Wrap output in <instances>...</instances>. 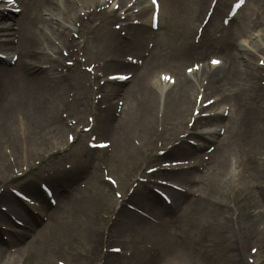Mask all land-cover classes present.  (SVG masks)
Here are the masks:
<instances>
[{
    "label": "rangeland",
    "instance_id": "rangeland-1",
    "mask_svg": "<svg viewBox=\"0 0 264 264\" xmlns=\"http://www.w3.org/2000/svg\"><path fill=\"white\" fill-rule=\"evenodd\" d=\"M15 1L21 12L13 15L19 19L27 0ZM54 1L58 6L49 3L50 0H41L42 7L39 12L41 18H53L69 23L61 27L54 26L58 33L64 34L65 46L62 45L61 38L53 36L55 30L52 26L35 20L33 27L36 32L44 30L50 36V41L43 36L45 52L51 54L44 57L52 61V57L57 58L59 62L54 61L56 69L64 70L66 60L73 62V66L64 74L69 75L72 81H77L78 87H82L83 105H79V90L68 89V93H65L63 85L54 112L45 115L44 111L36 109L25 111L13 108L7 118L2 117L0 125H3V130L10 128L13 132L15 128L19 133H13L17 140L7 139L0 134V210L11 207L12 213L18 212L19 207L14 202L11 189L37 197L38 193L41 195L38 185L42 182L50 187L58 205L51 207L49 212L45 210L48 212L51 232L37 243L28 244L29 246H24V242L32 232V227L40 225L39 217L33 215L36 223L28 224L27 217L20 213L18 220L25 227L17 229L6 223L7 217L0 213V224L13 229L10 232L0 230V264H105V249L112 246H119L130 253L128 257H110L109 261L116 260L112 264H264V93H256L257 97L254 99L259 104L250 111L246 105L253 103L248 97L236 101L240 92H237L233 81L221 80L215 89L206 90L207 94L203 100L214 96L216 99H227H222L216 104L221 106L227 103L231 108V113L225 120L212 126L216 133L223 128L222 135L218 138V141L223 143L222 150L216 151V154L213 151L209 160L204 162L205 168H199L200 171L194 169L201 177L200 181L194 184L196 192L184 195L186 200L182 205L173 204L170 208L155 193V190L164 189L162 185L149 186L139 180L147 177L146 169L158 166L164 160H191L194 163L195 159L204 157V151L208 147L215 148L218 141L214 140L215 138L207 141L204 150L198 155L171 154L163 158L157 156L158 150L167 149L177 143L185 132L203 131L202 121L191 129L186 125L191 116V106L188 115L181 122L177 117L164 116L162 105L159 108H156V103L152 105L150 124L148 123L152 128L149 130L147 145L134 129L133 122H123L131 110L134 114H141V107L134 108L135 103L139 101L135 102L130 95L126 98V91L134 92L132 95L137 97L144 88L151 87L149 94L154 99V96L158 95L155 85L159 73L168 72L175 75L177 81L183 70L192 63L203 64L202 73L200 74L202 68L196 73L195 89L190 94L194 98L199 85L203 84L202 90L207 88V76H210L208 72H217L219 69L207 68L208 58L213 56L224 61L221 51L224 38L216 43L208 40V46H204L207 33L197 39L196 30L200 27L211 0H204L203 4L198 3V0H178L171 31L161 46H157L155 39L148 36L150 11H141L147 9V0L136 1L132 7L127 5V8H131L126 12V20H123L125 14L116 15L115 19H110V14H103L105 10H99L103 5L102 0ZM115 1L121 8L129 0ZM158 1L162 7L161 13L159 12L162 29L167 18V0ZM231 1H218L220 10L214 14L218 24L221 23V17ZM92 7L97 8L92 13L94 16L89 14ZM109 9H112L111 6L106 10ZM34 15H38L36 8ZM214 15L212 20H215ZM2 18L7 19L5 16ZM136 20L139 25L132 24ZM234 23L236 24L233 25L232 34L235 36V47L231 54L234 59L231 56L230 59L236 63L233 66L231 64L232 69L238 65L239 69H247V73L256 74L257 59L264 56V0H248ZM239 23H243L244 29L237 26ZM119 26L122 27L116 29ZM139 31L142 37L139 35L138 44H132L129 38ZM72 34L77 37L76 46L68 44V41L74 42ZM229 38H232L231 35ZM49 44L56 48L50 47ZM189 45H192L194 51L191 52ZM64 49L71 53L69 58L61 54ZM127 57L140 61L139 70L128 66L120 67L110 62ZM154 60V65L150 66L149 63ZM226 63L227 60L220 67L226 68ZM39 65L44 68L49 64L47 59H44ZM87 66L93 67L90 73L84 69ZM4 67L14 69L0 62V68ZM177 70H180V75L175 74ZM15 71L17 70L6 74L4 72L5 78L14 77ZM144 71L147 76L136 80V76ZM262 71L261 69V74L264 73ZM114 72L130 73L133 77L129 84H98L105 80L104 77L108 73ZM256 76L258 77V73ZM257 79L255 85L264 87L261 84L264 78L260 76ZM150 81H153L154 88ZM175 87L177 86L173 88ZM105 88L119 89L118 94L109 102L113 111L117 100L119 104H123L122 108L125 110L121 111L120 116L117 113L118 117L112 112L116 121L104 126L100 119L102 120L101 113L106 109L102 107L109 103ZM3 90L2 88V92ZM225 93H234V96L225 98ZM99 95H103L101 103H96ZM157 99L159 100L158 96ZM3 102L4 99L0 98V105ZM243 102H246L244 106ZM48 106L46 105L45 112ZM222 109L218 110L220 115ZM88 117L93 118L94 126L90 132L85 133L82 128L88 125ZM118 132L124 134V144L136 153L134 160L123 157L113 147L120 134ZM68 133L75 136L74 143L67 142ZM91 137H95V141L110 142V151L88 148L87 141ZM191 138L185 139L186 145L188 141H199L198 138ZM255 139L257 144L253 141ZM233 140L239 145L233 146ZM248 140H252L251 143L255 147L252 149L253 153H250L251 148L249 152L245 148ZM259 144L260 149L256 148ZM216 160L228 170L227 175L222 177V185H217L214 190L209 187L211 177L219 179L222 176L221 171L215 168ZM104 173L117 181L119 185L116 189L103 181ZM152 178L157 182L176 181L181 184L164 171L155 172ZM181 185L185 187V184ZM150 188L152 189L149 191ZM130 189H133V192L127 201L129 204L126 202L122 205L124 201L115 195L119 192L123 197ZM41 198L45 204V197ZM152 205L157 207L156 210ZM187 206L195 209L186 210ZM201 207L204 213L200 212ZM158 209L160 211H157ZM102 236L111 241L105 248L101 245Z\"/></svg>",
    "mask_w": 264,
    "mask_h": 264
},
{
    "label": "bare ground",
    "instance_id": "bare-ground-1",
    "mask_svg": "<svg viewBox=\"0 0 264 264\" xmlns=\"http://www.w3.org/2000/svg\"><path fill=\"white\" fill-rule=\"evenodd\" d=\"M41 0H27V2L24 5V9H23V14L21 17H19V19H15L13 17V22L15 23V25L17 26V30H16V37H17V49L19 51V57H21L20 59L17 60V66L13 69V70H9L7 68L5 69H1L0 68V73L3 70V72L0 74V88L4 89L3 92L2 90L0 91V98L4 99V102L0 105V121L3 118H7L8 117V113L11 109H21V110H25V111H34L35 109L37 111H44L45 115L47 113H52L54 112V109H56V102L59 100V96L62 93L61 88L65 87L64 91L65 93H68V89H74L77 91V89L79 90V105L82 103V87H78V82L77 81H72V79L70 78L69 75L62 73L61 71L58 72V68H55V64L57 61L59 62V60H54L52 61L49 58H45L44 55H48L47 52H45V48L43 47V43H44V39L43 36H46L47 40L50 41V36L47 35L45 33V31L43 30V32L37 31L34 29L33 27V22L35 20H38L39 22H43L45 23V25L47 26H52L53 30V36H56L57 38H61V43L63 45H65V43L63 42V37L64 34L63 33H58V29L56 27H61L65 24H69L66 21H58L57 19H53V18H49V19H44L43 17L41 18L40 16V9L42 7V4L40 2ZM204 0H198V3L203 4ZM206 1V0H205ZM49 3H52L53 5H57V3L54 0H50ZM177 3L178 0H167L166 4H167V18H165L164 21V27L162 29L159 30L158 33H152V36H154L157 40V46H161V44L163 43L162 41H164L165 39H167L169 32L171 31L172 28V22H173V13L174 10L177 7ZM35 8L38 11V15L35 17L34 15V10ZM199 8V7H198ZM200 9V8H199ZM145 11H147V9H144ZM160 11H162V7H160ZM159 11V12H160ZM161 13V12H160ZM90 16H94V15H90ZM4 17L3 14H0V18ZM103 17V14H102ZM10 18V17H9ZM11 19V18H10ZM105 22V20L103 21ZM167 22V23H166ZM166 23V24H165ZM2 24V23H0ZM160 24V22H159ZM56 26V27H54ZM160 26V25H159ZM211 26V25H210ZM238 27H242L244 29V25L243 23H239L237 24ZM230 27V28H229ZM228 28L229 29H223L222 27H217L216 24L212 25V34L209 35V41L211 42L214 38H215V34L214 32H220V34L217 37H222L225 40V44L222 50V54L223 57L225 59V61L227 60L226 63V68H221L218 67V71H209L208 75L209 77V82L207 85V88L205 89V94L204 96L207 94L206 90H213L215 89L216 85L221 81H233L237 92L240 94V96L238 97V99L236 101H241L243 99H245V97L249 98L250 101L253 104H247V108L251 111L254 107L258 106L259 102H256L257 100L254 99V97L256 95V93L260 92L261 94L264 93V87H260V86H256L255 82L257 79L256 74L254 73H247V69H239L238 65H235L234 68L232 69V66L236 63L231 61L230 56L233 52L234 49V45H235V39H233L235 36H233L232 34V29L233 24H231ZM12 28V25H0V49H4L5 47H8L9 44H12L13 40L10 39L9 37L7 38L8 35H14L15 32H13L12 30H10ZM51 28V29H52ZM231 30V32H230ZM161 31V32H160ZM138 34H134L133 36L130 37L131 43H135L138 44L137 39L139 38L140 32H137ZM231 35L232 38H229ZM140 37H142V35H140ZM7 38V40H6ZM209 42L208 40L205 41L204 46H208ZM50 47L55 48V46L50 45ZM192 45H189V49L193 50V47H191ZM43 50V51H42ZM40 54V55H38ZM38 55V56H37ZM41 56V57H40ZM232 57V56H231ZM7 58V57H6ZM47 59V63L49 64V66H47L46 68L44 67H40V63L41 60ZM232 59H234L232 57ZM260 59V58H259ZM156 60L152 61L149 63L150 66L154 65L153 63ZM40 62V63H38ZM116 64L118 66H125L124 63H117ZM232 64V66H231ZM60 65V64H59ZM60 67V66H58ZM211 68V67H209ZM221 68V69H220ZM148 69V68H147ZM146 69V71H147ZM150 69V68H149ZM15 71V75L14 77H7L5 78V74L7 72H13ZM215 70V69H214ZM180 70L176 71L177 75L179 74ZM5 72V74H4ZM67 72V71H66ZM259 73V71H257ZM167 74V73H165ZM247 74H250L249 76ZM194 75V74H193ZM147 76V73L144 71L142 74H138L136 76V80L139 78H144ZM256 76V77H255ZM40 77H43L42 80ZM159 77V76H158ZM194 77L196 78V74L194 75ZM5 78V80H4ZM143 80V79H142ZM150 83L152 84L153 88H154V84L153 81H150ZM168 84H165L164 82L162 83L161 81H158L155 85L156 89L158 90V92L161 91V89L163 90V88H165ZM175 88H173V90H168L167 94L164 97L163 100V104L164 107H162V111L164 112V116L167 117H174V118H178L181 120H184L186 118V116L188 115L189 112V107L191 106H195V100H196V96L195 98H193L191 96V91L195 89V82H194V78L185 75L184 73H182L179 77H178V81L175 83ZM177 88V89H176ZM150 89H152L151 87H147L144 88L141 92H139L138 90V96L134 97L132 95L130 90L126 91V95L125 97L127 98L129 95L131 96L132 100H134L136 102L139 101V103H135L136 107H141V114H134L130 111V113L128 114V116L124 119V123L128 122H133L134 124V129L138 132L141 140L143 141L144 144H149V130L150 127L152 128V126H149L148 123L150 121V114H151V107L152 105L154 106V104L156 103V108L160 107L161 105V100L162 98L159 97V100L157 99V96H154V99L152 96H150L149 92ZM175 89V90H174ZM113 90L112 88H105V94H106V98L107 101L109 102L110 99L112 97H114L115 95L118 94L119 89L116 88L115 90ZM111 91V92H110ZM124 92V90H122ZM253 91V93H252ZM212 92V91H211ZM157 95V92H156ZM242 95H244V97H241ZM234 96V93L230 94V97ZM216 97V96H214ZM228 97V98H230ZM156 98V99H155ZM77 101V102H78ZM150 102V103H149ZM246 102H243L242 105L244 106ZM238 104V103H236ZM46 105H49L46 110ZM83 104H81L82 106ZM133 108V107H132ZM155 108V111H156ZM112 105L110 104V102L107 104V109L105 111H103L101 114V118L100 122H102L104 124V126L106 124H110L114 120V114L112 113ZM123 110H125L123 108ZM33 115V112H31ZM229 113H231V109H229ZM30 114V112H29ZM3 117V118H2ZM223 117H221L220 114H215L214 117L212 118H206V119H199L197 118V120L195 121L196 123H201L202 121V126L203 127H208V131L209 133H203L201 135H199L200 139L199 141L203 142L200 146L196 147V148H190L189 146H184L182 145L183 141L180 142V144H178V146L173 147L171 149V151H168V154H176V155H182V154H196L198 155L204 148V143L214 139L216 136V132L215 134L211 132L212 126L217 125L219 122L223 121ZM4 122V121H3ZM60 123V121H59ZM150 124V123H149ZM3 125H0V134H2L3 136L7 137V139L10 138H14L13 137V133H19L17 131V129L13 128V132L12 130L6 129L3 130L2 129ZM120 133V132H118ZM38 134V133H37ZM189 134V133H188ZM238 135H240V133H237ZM12 137H11V136ZM36 136V135H35ZM252 138V137H250ZM255 138V137H254ZM253 138V139H254ZM15 140H17L16 138H14ZM240 140V139H239ZM124 134L120 133L118 138H117V142L115 144H113V147H115L116 150L119 151V153L123 156V157H128L131 160H134L137 156L136 153L128 148L125 144H124ZM256 144L258 143L255 140H253ZM252 140H248L246 142L245 148H247L248 152L249 149L251 148V152L253 153L254 151H252V149H255V147L252 145ZM234 145H239L238 142L236 140H233V146ZM222 146L223 143H220L217 148L214 151V154H216V151L218 152V150H222ZM252 146V147H251ZM110 147V146H109ZM259 147L260 144L258 145V149H260ZM113 149V148H112ZM234 150H237L234 148ZM261 156V154H260ZM119 160V159H118ZM124 161V159H123ZM133 162V161H132ZM135 162V161H134ZM215 168L218 171H221L220 174H222V176L219 179H214L211 177L210 179V184L209 187L210 189H214L216 190L217 185L221 184L222 185V177H225L227 175V170L224 169V164H222L220 161L216 160L215 161ZM257 165H263L262 163H257ZM228 167H229V163H228ZM227 167V168H228ZM256 171H258V169H256ZM190 172V171H189ZM189 172H184V171H179V172H171L172 175L177 181L183 182L185 184H193L195 182L200 181L199 179L194 178L193 176H187L189 174ZM194 174V173H193ZM219 172L216 174L218 175ZM201 178V177H199ZM214 183V184H213ZM171 194L174 196V201L175 204L177 205H181L185 202L186 198L184 197V195L179 194L176 191H171ZM153 206V205H152ZM156 210L157 207L153 206ZM190 209V207H186V210ZM195 208L190 209V211L194 210ZM154 210V209H153ZM200 212L204 213L203 208H200ZM206 210V209H205ZM157 211H160L159 209ZM32 217L30 216V219ZM50 233V228H49V224H44L41 228L37 229L33 235V239H41L43 237V239L47 236V234ZM96 235V234H95ZM33 239H31V241H34ZM35 239V240H36ZM94 239V235L92 234V239ZM108 239V237L106 238ZM42 240V239H41ZM101 241V238H100ZM110 240L108 239L107 242H109ZM107 257V262H105V264H112L115 261H109L110 257H115V255L111 254V255H106ZM121 260V259H120Z\"/></svg>",
    "mask_w": 264,
    "mask_h": 264
},
{
    "label": "snow or ice",
    "instance_id": "snow-or-ice-1",
    "mask_svg": "<svg viewBox=\"0 0 264 264\" xmlns=\"http://www.w3.org/2000/svg\"><path fill=\"white\" fill-rule=\"evenodd\" d=\"M8 2H9V3H13L14 0H8ZM153 2H155V0H153ZM212 63H213V64H216V63H218V61L213 60ZM165 79H168V77H165Z\"/></svg>",
    "mask_w": 264,
    "mask_h": 264
}]
</instances>
